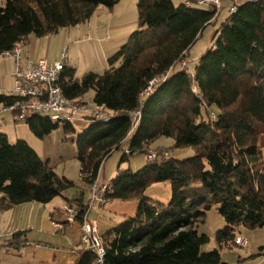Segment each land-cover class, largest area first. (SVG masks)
Listing matches in <instances>:
<instances>
[{"label":"trees","instance_id":"1","mask_svg":"<svg viewBox=\"0 0 264 264\" xmlns=\"http://www.w3.org/2000/svg\"><path fill=\"white\" fill-rule=\"evenodd\" d=\"M121 1L5 0L0 4V56L31 35L58 34L88 22L99 6L113 9ZM187 2L138 0L139 27L109 58L110 68L78 78L76 69L65 64L59 81L66 98L84 102L92 91L93 105L111 115L109 120L89 119L93 123L77 138L86 187L98 181L106 160L123 144L127 149L122 163L137 154L147 156L163 137L173 139L177 149L195 151L182 160L160 152L139 171L119 168L105 183L106 201L135 200L138 209L101 235L104 264H226L220 250L236 246L237 228L264 227V0L225 2L223 10L231 4L238 9L232 14L228 10L213 46L191 69L194 77L181 63L220 15ZM166 74L154 93L145 96L149 83ZM16 101L0 94V107ZM137 111L141 116L135 126ZM55 122L49 116L28 115L24 123L44 139L58 128ZM66 130L74 131L72 124L66 123ZM163 183L172 188L169 203L146 196L150 186ZM75 188L26 140L11 143L0 130V214L62 197L76 210L75 221L81 225L87 212L83 195H65ZM214 204L227 225L216 233L219 249L205 253L210 238L199 228ZM26 235L15 232L5 244H23ZM95 260L96 254L85 249L75 264Z\"/></svg>","mask_w":264,"mask_h":264},{"label":"rangeland","instance_id":"2","mask_svg":"<svg viewBox=\"0 0 264 264\" xmlns=\"http://www.w3.org/2000/svg\"><path fill=\"white\" fill-rule=\"evenodd\" d=\"M172 1L175 5H180L190 0ZM0 4L4 5L5 0H0ZM137 5L138 0H122L113 9L99 6L92 18L86 23L61 29L58 34L42 38L31 35L27 43L22 45L23 57L25 59V56L28 55L33 62L45 60L49 63L62 62L65 57V64L76 69L78 78L90 71L103 74L110 68L109 58L121 49L127 42L129 35L139 27ZM202 8L209 9V7ZM228 14V9L223 10L218 20L204 30L200 39L191 48L186 59L190 69L197 65L202 55L213 46V36L225 22ZM127 29L134 30L126 35L124 31ZM14 67L13 60L0 56V91L10 90L12 86L14 87L12 80ZM93 97L94 93L91 91L84 97V102L94 106ZM1 123H3L2 129L6 128V131H8L11 143L16 142L19 132L22 135H28V144L44 161L49 163L56 174L75 183L76 188L71 191L72 195L70 196L79 199L81 197L80 192L84 191L83 201L86 204L89 202L87 197L90 199L88 191L91 190V187H86L82 178L76 141L78 136L84 133L93 123L92 120L76 118L72 125L74 131L66 130V123L55 122L59 125L58 128L44 139L36 138L28 125L18 122L17 116L14 114H4L1 117ZM174 144L173 139L160 138L151 146L152 151L147 156L137 154L122 163V156L127 149V144H123L120 151H115L106 160L99 174L98 185L104 186L105 183L114 179L119 168L120 170L130 168L135 172L139 171L148 164L149 157H157L160 152L164 157L180 160L195 156V151L192 148L177 149ZM146 196L167 204L172 197L171 185L167 183L154 184L148 188ZM63 203L64 205L68 204L64 198L58 197L50 204L57 206ZM108 203L109 201L97 203L96 208L91 213L90 220L97 222L100 231L107 224L115 226L123 222L128 216L136 215L138 209V201L135 200L114 201L113 205ZM25 206L27 207H24L26 208L24 213H18L17 221L23 222L33 216L34 226L32 230H28L27 236L30 246H23L21 250H17L15 246L10 248L6 254H0V264H55V261L60 262L61 259H65L68 255L67 252L70 251L72 241L74 240L76 243L79 241L77 231L74 228L62 231L43 230L41 220L47 209L44 206H39L34 210L29 205ZM218 207L217 204L212 206L207 212L205 224L199 228L201 234H206L210 238L209 244L202 249L205 253L219 249L216 233L223 230L227 225L225 219L220 215ZM68 209L72 208L68 206ZM73 211L76 210L73 209ZM65 214L70 219L68 210ZM30 220L32 219L30 218ZM100 235L102 234L100 233ZM236 235L237 238L245 239L248 246L246 248L237 245L224 246L220 250L223 262L226 264H264V227L250 229L240 226L236 229ZM56 249L60 250L61 255L55 253L54 250ZM56 256H58V259Z\"/></svg>","mask_w":264,"mask_h":264},{"label":"built area","instance_id":"3","mask_svg":"<svg viewBox=\"0 0 264 264\" xmlns=\"http://www.w3.org/2000/svg\"><path fill=\"white\" fill-rule=\"evenodd\" d=\"M227 1L229 0H193L188 1L187 4L198 7H209L210 10L215 12L216 16H219ZM237 7L238 5L231 4L228 9L229 13L236 12ZM2 57L13 60L15 63L13 73L14 87L7 92V95L16 97L17 101L10 106L0 107V125L1 117L6 113L16 115L17 121L20 123H24L28 115L49 116L59 123L63 122L72 125L76 118L94 120H109L111 118V115L102 108L90 106L85 102H76L65 97L59 85L61 75L65 69V57L62 62L55 63H49L45 60H39L38 62L25 60L21 45H18L12 51L3 53ZM181 67L183 70H188L191 76L194 77V72L190 69L189 63L183 61ZM167 74L162 78L153 79L149 83L144 95L149 96L153 94L157 85L167 78ZM195 92H197L196 89ZM140 116V111L133 114L135 126L139 122ZM212 118H215V116L213 115ZM154 158L149 157L148 159L152 160ZM105 188L106 185L99 186L98 181L91 186L87 212L80 226L82 245L85 249L91 250L96 254L94 264H104L105 246L98 226L95 222L89 220V214L96 208L97 203L106 202L104 198ZM66 210L70 213V221H75V212L67 207ZM235 242L237 246L242 248L248 246L247 241L242 238H236Z\"/></svg>","mask_w":264,"mask_h":264},{"label":"crops","instance_id":"4","mask_svg":"<svg viewBox=\"0 0 264 264\" xmlns=\"http://www.w3.org/2000/svg\"><path fill=\"white\" fill-rule=\"evenodd\" d=\"M134 29H127L126 31H124V33L126 35L130 34L131 31H133ZM128 39V38H127ZM27 43V41H26ZM25 43V44H26ZM24 45V44H23ZM22 46V45H21ZM26 55V54H25ZM25 60H29V61H32L28 55L25 56ZM15 68V67H14ZM14 73V72H13ZM85 74V73H84ZM83 74V75H84ZM82 75V76H83ZM81 76V77H82ZM80 77V78H81ZM12 80H13V85H14V76L12 75ZM5 88V87H4ZM13 88V86H12ZM11 88V89H12ZM10 89V90H11ZM9 89L5 90V91H0V94H6L7 95V92L10 91ZM3 128V123H1L0 125V130ZM5 128V127H4ZM4 130V131H3ZM2 132H4L8 138L9 137V133L8 131H6V128L5 129H2ZM17 139H24L26 140L28 143H29V139H28V135H22L20 132L17 134ZM72 190L68 191L65 193V195H68L67 197L70 198V199H77V197H71L70 195H72L71 193ZM81 195L84 196V191H81L80 192ZM88 194L90 196V191H88ZM80 195V196H81ZM87 199L89 200V197H87ZM87 200V202H88ZM84 202V201H83ZM112 203V204H111ZM114 201H109L108 204L110 205H113ZM25 205H29L31 207V209L34 208V210L36 209V207H39V206H44L46 210L43 218H42V228L43 230H50V231H54V230H69V228H74L76 231H77V235L79 236V241L76 243L74 240L72 241L71 243V247H70V251L67 252L68 255L66 256V258H68L66 261H63L65 259H61L60 262H56L55 261V264H75V261L77 260V258L79 257V254L81 251L85 250V247L82 245L81 243V237H80V224L77 222V221H70V219L68 217H66V205L63 204H58L57 206H54L53 204H47V205H42V204H38V203H28V204H23V205H18V206H15L13 207L12 209L8 210V211H4L2 212V215H0V254H6L7 252H9V249L10 248H13L16 246V249L17 250H21V248L24 246V247H27V246H30V242H29V239H28V230H32L33 226H34V219H33V216H30V218L32 220H30V218L28 220H25L23 222H18L17 221V215L18 213L21 214V213H24V207H27ZM100 206V204H98ZM62 207V208H61ZM102 207V206H101ZM68 208V207H67ZM31 213V211H30ZM91 213L92 211L90 212L89 214V220L91 218ZM32 214V213H31ZM48 214H49V218H48ZM54 215V216H53ZM67 218V219H65ZM37 219V218H36ZM66 221V222H64ZM92 221V220H91ZM96 224L97 222L94 221ZM67 223V224H66ZM66 224V225H64ZM2 225V226H1ZM36 225V224H35ZM98 226V229H99V232L101 234L105 233L106 231H108L109 229H111L113 227V225H106V227L100 231V226L97 224ZM31 228V229H29ZM3 231V233H2ZM18 231H26L27 232V235H26V242L23 243V244H19V245H14V246H10V245H6L5 241L9 240V238L15 233V232H18ZM55 253H57L58 255H61L60 254V250L56 249L54 250ZM56 258L58 259V256H56Z\"/></svg>","mask_w":264,"mask_h":264}]
</instances>
